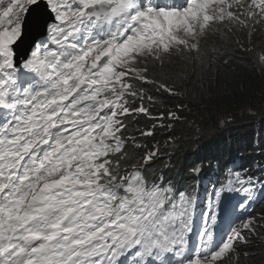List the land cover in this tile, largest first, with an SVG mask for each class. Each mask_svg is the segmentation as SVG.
<instances>
[{"label":"snow or ice","instance_id":"obj_1","mask_svg":"<svg viewBox=\"0 0 264 264\" xmlns=\"http://www.w3.org/2000/svg\"><path fill=\"white\" fill-rule=\"evenodd\" d=\"M42 3L46 17L37 11ZM217 3L222 0H185L180 7L154 0H0V264H125L127 257H134L131 264H165L169 254L179 264H238L241 255L249 257L239 249L264 233V215L249 216L217 244L208 225L217 205L210 201L197 254L184 259L196 201L146 180L159 145L122 172L142 139L185 119L182 102L153 113L161 94L178 93L135 65L185 47L182 36L205 31ZM252 3L264 7V0ZM30 17L36 38L19 59ZM191 50L199 51L198 42ZM257 59L264 64V50ZM168 136L167 145L177 143ZM237 180L243 210L255 185L264 193V181L239 174Z\"/></svg>","mask_w":264,"mask_h":264},{"label":"trees","instance_id":"obj_2","mask_svg":"<svg viewBox=\"0 0 264 264\" xmlns=\"http://www.w3.org/2000/svg\"><path fill=\"white\" fill-rule=\"evenodd\" d=\"M234 3L226 0L217 4L215 10L225 19L215 28L197 31L194 37L182 36L189 42L183 48L176 46L178 53L175 49L159 52L158 60L149 57L146 62L135 65L140 69L146 66L148 77L178 93L177 97L161 94L158 100L163 104L152 106L153 113L182 102L185 119L174 129L158 128L154 137L142 139L143 148L137 150L136 159L130 158L124 167L138 163L140 155L159 145V156L147 168L166 164L167 169L172 167L179 175L202 165L195 172L196 176H202L209 174L207 168L236 155V160L248 171L253 168V173L264 174V64L257 59L258 53L264 50V31L257 28L251 0L243 2L244 7L231 9L230 16L228 6ZM197 42L199 51L191 50ZM226 117L232 123L220 126L219 121ZM143 119L132 126L140 127ZM169 132L177 141L174 145L165 143ZM127 151L131 157L132 148ZM260 210L255 211V216L264 215V203ZM241 248L250 255L240 258L238 264H264V233Z\"/></svg>","mask_w":264,"mask_h":264},{"label":"bare ground","instance_id":"obj_3","mask_svg":"<svg viewBox=\"0 0 264 264\" xmlns=\"http://www.w3.org/2000/svg\"><path fill=\"white\" fill-rule=\"evenodd\" d=\"M155 3H159L161 5H165V3H163L162 0H154ZM199 29V27H198ZM26 36H29L28 34H26ZM26 41V40H25ZM29 41V38L28 40ZM178 62H182V61H178ZM162 63V62H161ZM165 64V63H164ZM137 103V102H136ZM138 104V103H137ZM133 129L137 128L136 125H130ZM236 159L237 156L236 155H231L229 156L228 160L223 162L222 164L220 162H217L216 165H213L212 168L207 170L209 171V173L211 175H213L214 177H216L217 179H220L222 182L225 183V186L223 188V190H221L220 195H223V208H224V213L221 215V217H218L215 221V223L213 225H210L209 221H208V225H209V229L212 231L213 233V239L215 243H219L223 238L226 237V234H228L232 228H235L239 225L242 224L243 221H245L246 219L249 218V216L253 217V213L255 211H259L260 208H263V203H264V193H260L259 192V185H255L256 188V192L253 194V199L251 202L248 203V206L246 209L241 210L239 208V204L244 202V200L246 199L244 191L241 189L240 187V183L233 181V180H229V181H225V178L229 179V174L232 173L233 171H236L238 169H243L245 171V173L248 174L249 177H252L253 179L259 177L261 175V180L264 181V174L263 173H253V168H251L249 171L243 167ZM241 160V159H239ZM167 163H169L167 161ZM207 166V164H206ZM129 167V166H128ZM170 167V165H169ZM126 167H124V165H122V172ZM150 168H155L154 166L150 167ZM150 168H145L143 175L145 176L146 180L149 183H160L161 181H163L164 185H171L175 194L179 195V192L183 191L185 192L187 195H189L190 197L193 198V194L196 193L197 191H199L200 187H203V185H201L200 181L196 178L195 172L192 171L191 168H189L187 171H184L181 173V175H183L184 178H178L177 176L171 177L167 174V165L164 164L163 166L157 165L158 170L153 172L154 174H157V176L155 178L150 177L148 170ZM174 173V171H173ZM239 173V172H238ZM152 176V175H151ZM233 178V177H230ZM180 180H187L188 181V185L182 184L181 187L177 186V184H173L174 182H178ZM246 180V179H244ZM239 184V192L237 193V201L233 202L229 197H227L225 195V188L227 185L229 184ZM246 187H248L249 189H251L253 186L252 185H246ZM180 188V190H179ZM204 188V187H203ZM262 206V207H260ZM204 209H207L204 208ZM261 212V210H260ZM262 223V222H261ZM191 225H196L195 228H191V232L187 234L186 239L188 241L186 248H185V255H184V259H189V258H194L197 254L198 251V247L201 244L202 241V237L200 235L201 231L203 230L204 227V215L202 213H198L195 215V219H194V223H192ZM259 230V229H258ZM134 259V257H127L125 260V264H131V260ZM177 259V264H179L180 262V258L176 257ZM166 261V258H165Z\"/></svg>","mask_w":264,"mask_h":264},{"label":"rangeland","instance_id":"obj_4","mask_svg":"<svg viewBox=\"0 0 264 264\" xmlns=\"http://www.w3.org/2000/svg\"><path fill=\"white\" fill-rule=\"evenodd\" d=\"M175 3L179 2V3H182L184 0H173ZM223 1H226V0H222ZM233 2H236L234 3L233 5L231 6H228L229 9H234L235 7H244V4L243 2L245 1H248V0H232ZM252 1V0H251ZM238 2V3H237ZM217 4H220V3H217ZM215 4L214 7H213V10H212V16L215 17V20L213 22H211L209 24V28H215L218 24H220L225 18L223 17L222 14H220L219 12H217L215 10V6L217 5ZM227 7V6H226ZM254 16H255V21H258L256 22V25H257V28L259 30H263L264 31V25H262L264 23V7H256L254 6V12H253ZM197 31H199V29L197 28ZM177 47L174 46L173 50L175 53H178V51H180L179 49H176ZM159 69V68H157ZM125 135H129V133H125ZM158 170L157 167H155L154 169L153 168H150L148 170V173L150 175V177L152 178H155L157 176V174H154L153 175V172ZM170 174H172L173 176H177L178 178H184L183 175L181 176V174L179 173V175H176L175 173L173 174L172 172V167L170 169L167 170ZM166 172V171H165ZM239 172V173H238ZM239 174L240 176V179H247L249 176L247 173H245V171L243 169H238L237 172L236 171H233L232 173L229 174V179L228 178H225V181H229V180H233V181H236L237 183L239 182L237 180V175ZM152 175V176H151ZM230 177H233V178H230ZM260 178H261V175H260ZM200 181V180H199ZM202 182V184H204L205 182L204 181H200ZM173 184H177V186L181 187L182 184H185V185H188V181L187 180H180L178 182H174ZM225 186V183L222 182L220 179H217L216 177H212L208 183V190H206V187H200L199 188V191H197L196 193L193 194V197L196 200H198L200 197H202V200H200V202L196 203L195 207H196V212H195V215L198 214V213H202L204 214L207 209H204L208 206L209 202H213L214 204L217 205V208L215 209L217 211V218L218 217H221V215L224 213V208H223V195H219V197H216L215 195V191H218V192H221V190H223ZM180 190V188H179ZM215 190V191H214ZM239 192V184H229L226 186L225 188V195L227 197H229L233 202L237 201L238 197H237V193ZM205 193V194H204ZM201 194V195H200ZM202 194H204L202 196ZM201 204V208L200 210H198V206ZM263 206V205H262ZM255 213H253V217H257L259 218L260 216H255ZM210 225H213L214 223L210 220L209 221ZM240 226V225H239ZM238 227V226H237ZM262 234V233H261ZM199 248V247H198ZM239 251L241 253H244L245 251L243 250V248H240ZM242 260L245 258L243 255H241L240 257ZM235 260L233 259L232 260V264H234ZM242 262H240L239 264H241Z\"/></svg>","mask_w":264,"mask_h":264},{"label":"water","instance_id":"obj_5","mask_svg":"<svg viewBox=\"0 0 264 264\" xmlns=\"http://www.w3.org/2000/svg\"><path fill=\"white\" fill-rule=\"evenodd\" d=\"M42 5L43 3L41 4L40 9L37 11L40 12L42 17H46L47 13L42 7ZM26 34H28L29 36H26ZM28 38L29 41H27ZM34 38H36V32L32 26V17H30L29 25L26 28L24 39L17 45L18 58H22V56L24 57V53L30 50V45L33 43Z\"/></svg>","mask_w":264,"mask_h":264},{"label":"clouds","instance_id":"obj_6","mask_svg":"<svg viewBox=\"0 0 264 264\" xmlns=\"http://www.w3.org/2000/svg\"><path fill=\"white\" fill-rule=\"evenodd\" d=\"M196 177H198V176H196ZM202 177H204V179L202 181L207 182L214 176L209 173L208 175H202ZM200 183H201V185H204V184H202V182H200ZM194 226H196V225H194ZM165 264H177L176 256L174 254H169L166 257Z\"/></svg>","mask_w":264,"mask_h":264}]
</instances>
